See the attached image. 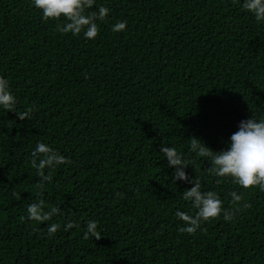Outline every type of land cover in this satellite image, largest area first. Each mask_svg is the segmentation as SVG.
I'll list each match as a JSON object with an SVG mask.
<instances>
[{"label":"trees","instance_id":"1","mask_svg":"<svg viewBox=\"0 0 264 264\" xmlns=\"http://www.w3.org/2000/svg\"><path fill=\"white\" fill-rule=\"evenodd\" d=\"M97 2L110 12L91 40L57 32L31 0H0V75L16 111L32 109L23 120L0 109V264H264V191L209 175L189 149L195 137L226 150L241 120L264 117V22L241 0ZM118 20L125 31L111 30ZM37 141L71 161L42 187ZM162 145L224 208L231 191L247 207L179 232L177 209L195 213L180 196L192 185L173 184ZM38 192L63 210L52 236L25 218ZM69 217L79 228L66 232ZM92 219L100 238L84 239Z\"/></svg>","mask_w":264,"mask_h":264},{"label":"clouds","instance_id":"2","mask_svg":"<svg viewBox=\"0 0 264 264\" xmlns=\"http://www.w3.org/2000/svg\"><path fill=\"white\" fill-rule=\"evenodd\" d=\"M32 6L40 10L41 18L44 21H55L56 31L61 34L79 36L81 33L85 39L94 40L98 35V21H104L110 12V8L99 4L97 0H31ZM95 6V7H94ZM241 7L246 13H250L258 22H264V0H241ZM128 21L118 20L112 25L113 32L126 30ZM17 98L13 93L10 82L0 75V109L15 111L20 119H25L32 111L31 108L24 112L16 111ZM189 149L199 157L206 158L210 167L206 172L217 178H230L240 188L251 190L258 188L264 191V117L259 119L254 115L246 120H241L238 130L230 136L228 147L223 151H213L205 143L197 138L190 139ZM161 153L167 160V164L173 169L172 182L182 181L192 185L180 194L181 198L189 202L195 209L194 215L177 209L175 216L182 224L178 231L187 234H194L201 228L203 223L221 217L226 222H231L242 207V195L237 191H231V210L223 207L220 196L211 190H202L200 179L190 177L186 172L189 161L175 147L162 145ZM30 162L36 170L39 178L38 187L52 182V172L59 166L71 163L57 149L49 144L37 141L30 152ZM219 182V180L217 181ZM119 198L123 193H116ZM26 219L39 224H46L49 236L57 233L61 228L60 223L51 222L53 217L63 214L60 206H46L43 193H37V199L30 202L26 208ZM79 228V223L68 218L63 223V230L69 231ZM84 239L89 237L100 238L97 220H87L83 232Z\"/></svg>","mask_w":264,"mask_h":264}]
</instances>
